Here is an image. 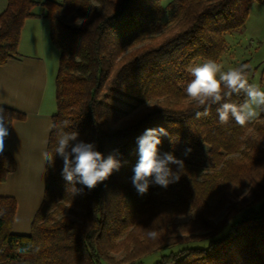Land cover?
Masks as SVG:
<instances>
[{
  "label": "trees",
  "instance_id": "trees-1",
  "mask_svg": "<svg viewBox=\"0 0 264 264\" xmlns=\"http://www.w3.org/2000/svg\"><path fill=\"white\" fill-rule=\"evenodd\" d=\"M163 1L43 3L61 52L47 152L55 155L57 133L68 120L66 130L105 157L118 149L122 167L94 189L77 183L83 191L75 192L55 156L46 163L44 199L29 234L12 232L16 200L0 196V264H126L156 251L161 256L154 264H264V112L244 127L232 119L221 125L219 105L197 119L204 109L184 91L192 79L188 66L197 59L219 62L226 35L243 28L253 3L264 0ZM35 5L8 0L0 14V65L18 55ZM167 9L171 17L163 23ZM244 99L234 94L230 102ZM0 108L9 137L13 121L26 113ZM159 126L169 133L161 137V153L183 161L180 179L166 189L152 184L140 195L131 182L137 138ZM176 143L208 146L214 169L182 157ZM16 166L12 155L0 154V182Z\"/></svg>",
  "mask_w": 264,
  "mask_h": 264
},
{
  "label": "clouds",
  "instance_id": "clouds-1",
  "mask_svg": "<svg viewBox=\"0 0 264 264\" xmlns=\"http://www.w3.org/2000/svg\"><path fill=\"white\" fill-rule=\"evenodd\" d=\"M248 69L249 66L244 64L224 71L222 64L211 59L189 65L187 71L192 79L184 91L190 101L204 109L195 113L196 118L207 117L211 107L219 105L216 113L221 125H226L232 119L237 125L244 127L257 119L264 112V89L250 83ZM234 94H243V103L230 102ZM70 126L71 121L62 122L56 137L55 155L45 152V159L51 165L55 156L62 158L61 174L75 192L83 191L76 189L77 183L89 190L94 189L122 167V161L117 158L119 150H114L105 157L94 143L80 140L78 132L67 131ZM8 135L4 112L0 108V154L5 150ZM161 137H169L163 126L148 128L137 138L139 159L133 169L131 182L140 195L146 194L152 184L166 189L180 179L183 161L171 152L161 153L158 147L162 143ZM189 151L187 149L185 155ZM173 164L177 165V171L170 167ZM147 235L156 239L158 234L156 231H149Z\"/></svg>",
  "mask_w": 264,
  "mask_h": 264
},
{
  "label": "crops",
  "instance_id": "crops-1",
  "mask_svg": "<svg viewBox=\"0 0 264 264\" xmlns=\"http://www.w3.org/2000/svg\"><path fill=\"white\" fill-rule=\"evenodd\" d=\"M34 16L26 18L20 34L18 55L0 65V105L26 113L15 119L5 139V150L16 169L0 182V196L16 200L12 232L29 234L46 188L45 168L52 118L57 112L56 79L61 52L52 40L46 0H34ZM62 1V0H56ZM8 0H0V14Z\"/></svg>",
  "mask_w": 264,
  "mask_h": 264
},
{
  "label": "rangeland",
  "instance_id": "rangeland-1",
  "mask_svg": "<svg viewBox=\"0 0 264 264\" xmlns=\"http://www.w3.org/2000/svg\"><path fill=\"white\" fill-rule=\"evenodd\" d=\"M170 1L164 0L163 5L167 6ZM170 17L171 11L167 9L162 22H168ZM226 38L228 44L221 60L218 62L223 65V70L227 71L230 68L247 64L249 66L248 74L250 83H255L264 89V3H253L245 26L228 33ZM206 61L197 59L192 64L204 63ZM187 149H190V151L185 155ZM175 150L182 157L198 164L204 171L214 169L208 154V146L206 145L201 148H194L184 143H176ZM189 217L190 215L178 217L177 222L186 221ZM160 256L161 252L156 251L142 257L137 262H129L126 264H137L138 262L142 264H154L160 259ZM116 257L121 258L122 254H117ZM103 264L112 263L103 261Z\"/></svg>",
  "mask_w": 264,
  "mask_h": 264
}]
</instances>
